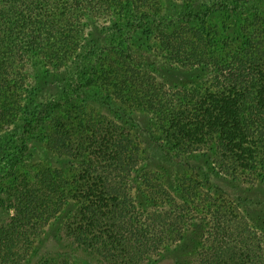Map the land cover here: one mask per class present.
<instances>
[{"label":"trees","instance_id":"trees-1","mask_svg":"<svg viewBox=\"0 0 264 264\" xmlns=\"http://www.w3.org/2000/svg\"><path fill=\"white\" fill-rule=\"evenodd\" d=\"M251 2L211 0L205 11L187 8L172 16L159 0H0V125L24 117L7 173L18 175L31 136L47 122V140L76 166L66 174L43 168L51 171L43 210L29 189L8 232L37 230L46 216L75 201L69 234L107 264H264L263 231L237 209L218 203L203 176L182 180L178 196L147 172L141 127L124 108L152 114L156 129L147 133L171 160L199 153L225 175L264 180V0L247 10L242 22L230 24V34L226 28L213 34L205 29L216 13L235 18ZM93 26L115 38L85 54L87 29ZM141 30L149 31L169 62L211 66L212 73L196 85L168 88L147 69L136 68L132 38ZM81 57L90 60V69L75 74L77 81L72 79L64 95L28 105L40 91L29 65L51 73ZM96 85L107 92L103 102L127 114L129 123L106 110L91 111L88 89ZM188 233L195 246L190 257L164 262V251L185 247ZM16 242L3 246L7 264L18 260Z\"/></svg>","mask_w":264,"mask_h":264},{"label":"rangeland","instance_id":"rangeland-1","mask_svg":"<svg viewBox=\"0 0 264 264\" xmlns=\"http://www.w3.org/2000/svg\"><path fill=\"white\" fill-rule=\"evenodd\" d=\"M210 1L195 0L189 5L179 0H159V3L163 10L165 9L170 15L176 16L187 8H193L198 12L205 11ZM260 4L261 0H252L247 5L245 12L235 16V18L228 13H216L205 23V29L213 34L218 29L226 28L230 34V24L235 21L242 22L243 18L246 17L247 10ZM86 36L88 37V48L84 49L85 54L88 53L90 46L100 48L103 44L112 43L113 38H115L113 33L95 26L90 30L87 29ZM151 37L152 35L149 34L148 30H141L133 35L134 55L137 56L136 62L138 64L136 68L147 69L168 88L196 85L209 72L212 73L211 66H185L169 62L159 52L160 50L155 49L156 46L153 44L155 42L151 40ZM157 44L159 45V43ZM89 63L88 58L81 57L73 60L70 67L52 69L51 73L47 72L45 67L40 64L29 65L28 69L32 70L33 76L35 73L38 74L40 80H33V82L40 88V91L36 96L29 99L28 105L48 99L50 95L55 97L64 95L63 93L67 91L68 84L72 79L77 81L74 75H81L90 69ZM88 94L90 95L89 107L95 114L106 110L113 117L127 123L131 120L127 114H133V121L140 125L142 131V164L149 170L147 172L156 173L178 196L181 194L179 190L182 188V180L184 181L186 177H195V175L203 176L206 187L211 189L212 195L217 198L218 203L223 206L228 204L227 206L231 209H237L264 233V180L252 181L245 177L236 179L225 175L213 169L211 164L207 162V157H203L199 153L185 155L178 161L171 160L147 133L156 129L154 119L151 117L152 114L141 110L132 113L129 107H124L127 114L116 112L110 105L103 102L107 99V92L98 85L88 89ZM94 97H98L103 104H97L98 100H94ZM114 106L116 105L114 104ZM56 116L57 121L62 120L59 114ZM23 118V115L11 117V121L0 125V195L4 197V203H0V264H7L4 262L3 256L6 255V251L3 246L10 240L19 241V243L16 242L13 249L14 257L18 260L12 264H55L56 261L60 260L79 264H107L97 253L76 244L69 234L71 233L69 224L72 221L68 220V216L77 204L75 201H69L57 215L46 216V219L38 224L37 230L12 234L8 232L9 223L14 215L17 212L21 213L20 209L23 205L21 196L30 191L29 189L34 191L35 197L41 203L39 211L43 210V203L46 199L44 191L48 190L46 183H50V179L46 176L51 173V171H44L43 168L52 167L55 169L52 171H62L63 174H66L76 167L74 162L69 160L68 155H61L60 151L54 150L47 140L48 126L51 124L47 122L46 126L35 131L31 136L30 149L27 152L26 160L20 164L19 171H17L18 175L14 177L13 173L8 174L11 159L16 153L20 124ZM63 174L61 175L63 176ZM59 184H65V179L60 180ZM42 216H38L36 219H41ZM20 227L21 230L25 228V226ZM187 237L188 241H183L185 247L181 248L180 245H174L171 249L164 251V254L168 255L164 262L173 263L174 260L178 259L185 261L190 257L195 247L194 238L192 233H188ZM28 240H31L29 244Z\"/></svg>","mask_w":264,"mask_h":264}]
</instances>
